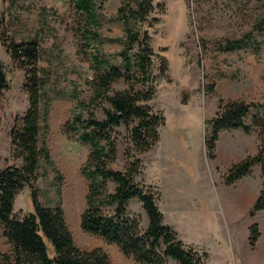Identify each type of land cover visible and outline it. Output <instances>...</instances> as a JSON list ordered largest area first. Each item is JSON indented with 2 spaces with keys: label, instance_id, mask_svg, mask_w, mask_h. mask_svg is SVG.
I'll return each mask as SVG.
<instances>
[{
  "label": "rangeland",
  "instance_id": "374dc122",
  "mask_svg": "<svg viewBox=\"0 0 264 264\" xmlns=\"http://www.w3.org/2000/svg\"><path fill=\"white\" fill-rule=\"evenodd\" d=\"M92 1L98 8L94 28L98 44L86 45L81 14L68 0H0V33L14 43L34 39L38 45L37 68L46 81L39 102L46 126L43 128L40 121L38 144L44 145L51 162L39 160L34 184L38 202L49 208L59 202L79 250L99 248L110 264H134L115 246L83 233L78 223L86 192V181L79 169L88 147L77 140L78 130L72 132L64 126L73 113L83 120L90 112L100 120L101 109L109 108L104 102L89 101V81L93 78L89 56L98 53L122 70L119 58L114 56L122 46V25L114 17L118 8L134 9L138 0ZM263 3L264 0H151L152 11L138 27L149 35L148 44L155 54L153 74L160 59L166 71L155 79L154 95L148 102L162 117L157 140L146 153H131L141 167L135 180L157 191L163 224L175 232L183 247L191 248L199 257L204 254L203 264H264V210L248 216L258 191L264 187V176L258 166H253L247 177L231 186L222 181L230 165L256 154L257 130L253 128L249 134L240 129L220 132L211 160L203 146L209 132L206 122L216 113L219 99L250 105L264 103V44L257 53L249 47L218 50L225 39L247 33L254 41L262 42L264 27L259 31L255 26L264 15ZM152 18L157 22L153 23ZM0 62L7 81V89L0 91L2 169L19 165L11 156L8 132L14 118L20 117L26 107V94L22 89L23 73L1 44ZM211 84L210 94L206 89ZM127 87L119 80L110 85L108 94ZM132 89L139 91L141 86L133 84ZM255 114L251 107L244 124L249 126ZM132 125L112 129L115 159L108 166L113 170L121 171L127 162L122 154L131 146ZM132 204L127 210L139 217L143 229L144 214ZM12 209L17 216L32 212L26 187L15 196ZM252 224L256 225L258 238L250 247L247 236ZM0 253H10L1 227ZM167 264L175 263L168 260Z\"/></svg>",
  "mask_w": 264,
  "mask_h": 264
},
{
  "label": "trees",
  "instance_id": "16d2710c",
  "mask_svg": "<svg viewBox=\"0 0 264 264\" xmlns=\"http://www.w3.org/2000/svg\"><path fill=\"white\" fill-rule=\"evenodd\" d=\"M68 2L81 14L86 45L98 44V34L94 30L98 8L92 0ZM262 7L264 14V3ZM151 11V0H138L134 9H117L114 18L122 25L123 42L114 56L119 58L122 70L98 53L89 56L93 71V78L89 81L92 89L89 101L104 102L109 108L101 109L103 118L100 120L90 112L83 120L73 113L64 126L72 132L78 130L77 140L88 147L86 160L79 169L86 181L79 228L83 233L115 246L134 264H167L168 260L175 264H203L205 255L199 257L191 248L183 247L175 232L163 224L157 208V191L135 180L141 167L140 161L132 159L131 153L149 151L157 140V127L162 123L161 115L154 112L148 102L154 95L153 83L157 77L164 75L166 65L160 59L156 74H153L152 59L155 54L148 44L149 35L146 30L138 29ZM151 21L156 23L157 19L152 18ZM150 26L146 24L147 28ZM255 27L263 30L264 15ZM262 43L264 38L262 42L254 41L251 33H247L236 39H225L218 50L230 52L249 47L257 53ZM0 44L10 61L22 71V89L26 94V107L20 117L14 118L8 132L11 156L19 161V165L0 169V227L10 247L9 254L0 253V264H110L101 249L81 251L74 245L58 201L50 208L38 202L34 184L38 177L39 160L51 165L46 148L38 144L39 123L45 121V114L39 110V102L46 85L37 68L38 45L34 39L14 43L6 39L2 32ZM119 80L127 84V89L109 95L110 85ZM133 84L140 85L141 89L133 91ZM5 89L7 81L0 62V91ZM206 91L212 93V84ZM251 107L256 114L247 126L244 119ZM131 123V146L125 148L122 154L127 162L121 171L113 170L108 166L115 159L112 129ZM206 125L209 132L203 146L209 160L213 158L220 132L240 129L244 134H249L251 129L257 130L259 146L256 154L246 156L228 167L222 176L225 186L247 177L253 166H258L261 176H264V103L250 105L240 100L222 102L219 99L217 111ZM45 126L44 123L42 127ZM108 185L111 186L110 190ZM24 187L28 190L32 212L17 216L13 213V201ZM131 200L136 201L144 214L146 222L143 229L139 217L127 210ZM104 209L108 210L107 214ZM263 210L264 187L258 191L248 216L251 218ZM257 238L256 225L252 224L247 236L250 247L254 246Z\"/></svg>",
  "mask_w": 264,
  "mask_h": 264
},
{
  "label": "crops",
  "instance_id": "0c3cea01",
  "mask_svg": "<svg viewBox=\"0 0 264 264\" xmlns=\"http://www.w3.org/2000/svg\"><path fill=\"white\" fill-rule=\"evenodd\" d=\"M256 171H258V170H256ZM258 172H259V171H258ZM130 203H133L132 205H134V203H135V205H136L137 207H139V205L136 203V201H132V200H131V201L129 202V204H130ZM140 211H141V210H140ZM140 213H141V212H140ZM8 246H9V245H8Z\"/></svg>",
  "mask_w": 264,
  "mask_h": 264
},
{
  "label": "water",
  "instance_id": "95a60500",
  "mask_svg": "<svg viewBox=\"0 0 264 264\" xmlns=\"http://www.w3.org/2000/svg\"><path fill=\"white\" fill-rule=\"evenodd\" d=\"M182 103H184V101H182Z\"/></svg>",
  "mask_w": 264,
  "mask_h": 264
}]
</instances>
